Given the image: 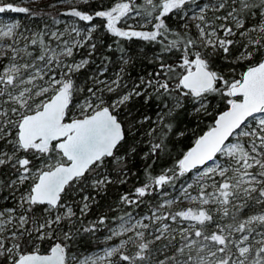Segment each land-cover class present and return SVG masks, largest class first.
<instances>
[{
	"label": "snow or ice",
	"instance_id": "1",
	"mask_svg": "<svg viewBox=\"0 0 264 264\" xmlns=\"http://www.w3.org/2000/svg\"><path fill=\"white\" fill-rule=\"evenodd\" d=\"M91 2L59 0L73 5L61 15L83 28L32 32L17 21L0 22V191L14 201L0 207V264H264V0L76 6ZM6 12L38 15L0 0V14ZM170 18H178V30ZM98 30L114 38L122 66L105 78V65L84 88L78 77L93 62ZM133 38L160 47L150 61L155 70L130 87L124 66L131 57L120 41ZM85 48L87 56L77 60ZM140 98L159 103L154 121L133 119L131 105ZM188 106L211 118L207 130L194 131L192 145L158 175L148 165L145 182L120 203L139 208L156 193L175 195L148 214L125 212L111 224L102 216L85 226L81 217L94 198L81 197L77 216L73 193L116 183L110 166L126 183L121 149L150 121L144 158L170 155L172 118ZM185 201L189 206L173 208ZM99 226L108 233L102 254L72 251L81 233L95 234Z\"/></svg>",
	"mask_w": 264,
	"mask_h": 264
},
{
	"label": "trees",
	"instance_id": "2",
	"mask_svg": "<svg viewBox=\"0 0 264 264\" xmlns=\"http://www.w3.org/2000/svg\"><path fill=\"white\" fill-rule=\"evenodd\" d=\"M20 0H9L14 4H17ZM103 3L104 7L111 4L112 0H92L89 5L76 4L77 7L82 9H87L89 11L96 10L100 3ZM204 3H209L210 0H202ZM215 2V0H211ZM33 13H38L36 16H29L23 13H12L6 12L4 15H10L12 17H17L23 19L25 26H30L32 32H40L42 30H47L48 22L45 20H50L47 13L40 10L39 6H29ZM50 15L56 16L60 13L58 11L49 12ZM211 16L212 13L208 12ZM76 19V18H75ZM77 22L84 25L83 22ZM131 22V21H130ZM168 24L174 29L178 30L180 21L178 18H170ZM254 22V21H252ZM96 24H102L103 22L97 19L94 21ZM194 31V29H193ZM94 36L93 42H96L98 47L97 50L90 59L93 61L85 69L81 70L79 74L78 81L81 87L87 88L91 86V81L88 79L89 76L97 74L106 65L108 71L105 73V78L114 77L115 73L118 72L122 66L121 52L116 48L114 43V38L107 36L102 30H98ZM121 46L125 49V58L131 57L130 64L124 66L125 74L124 81L131 84L133 81L137 80L140 76H147L149 73L153 72L156 68V64L153 61L154 56L159 51L158 44H150L145 41H141L133 38L131 41L122 40L120 41ZM108 45H112V50L110 51ZM88 54L87 48L81 49L76 55V59H82ZM107 57V60L104 58ZM172 59H175L173 57ZM171 62V61H169ZM159 109V103L155 100L150 102V104L145 105L142 98L136 99L131 105V111L133 113V119H142L144 115L151 116L153 121L156 118V113ZM211 118H202L199 115L191 113V106H188L184 110L178 111L172 118L173 123V134L169 135V139L166 141L168 146V152L170 155L161 154L159 159L155 157L144 158V153L148 151L149 145L147 143L148 137L143 135V132L148 129L151 121L145 123L143 128L137 133L135 140L130 139L128 145H125L121 149V155L125 156V171L127 172V182L119 183L117 178V172L113 170L110 166L108 171L111 172L113 180L116 183L109 184L104 190L97 192L95 189H87L86 187L83 191L79 192V195L86 193L87 196L94 198L89 200L90 210L87 215L81 217L85 226L88 222L96 221L102 216L108 218L109 224L112 223L113 218L124 215L125 212H133L136 215H144L149 213L150 206H154L160 200L156 193L153 197H145V203L141 204L139 208H133L120 203V197L124 194H133L134 189L140 186L146 180L145 169L148 165H151L149 171L153 176L158 175L162 169L171 167L173 159L181 152L185 151L191 142L193 141V132L201 134L207 129V125L210 123ZM183 131L184 136H177L175 133ZM135 145L136 152L131 153V146ZM154 161V162H153ZM9 196L7 189L0 191V207H11L14 203L11 199H4ZM77 216H80V212L77 207L74 208ZM79 226V225H78ZM107 229L104 226H99V230L95 234L81 233L77 237L76 242L72 248L73 252L78 255L85 254L93 249L101 246L104 241L100 239L105 236ZM47 247V245L42 246V251Z\"/></svg>",
	"mask_w": 264,
	"mask_h": 264
},
{
	"label": "rangeland",
	"instance_id": "3",
	"mask_svg": "<svg viewBox=\"0 0 264 264\" xmlns=\"http://www.w3.org/2000/svg\"><path fill=\"white\" fill-rule=\"evenodd\" d=\"M18 3L20 4V6H23V7H29V6L37 5V6H39L40 10L48 12L47 16L50 17V20H45V23L48 22L47 30H53L54 31V30L59 29V30L63 31L66 26L72 25L73 23H75L77 27H81V28L84 27V25L79 24L75 18L70 17V16L61 15V13L65 12L68 8L73 6L71 4H67V3L61 4V3H59V0H20V1H18ZM212 3H214V2H212ZM51 5H56V6L52 7ZM54 11H58L60 14L51 17L52 15H50L49 12L51 13V12H54ZM53 18H55L56 20L61 21V23H59V24L54 23ZM10 21L19 22L20 25H21V31H24V29H30L31 30L30 26H28V25L25 26L24 25L23 19H20V18H17V17H12L10 15L0 14V22L7 23V22H10ZM25 34L27 35L28 33H25ZM78 60H80V59H78ZM181 179L184 182H189L187 180V177H184V178H181ZM86 188L87 189H89V188L93 189L90 186H88ZM168 191H169V196L168 197H161L159 195V193L157 194V197L160 198V200L158 202H162L164 199L171 198V196L175 195V193L171 189H169ZM82 196H87V195H86V193H82L81 195H79V192H78V193H73V195L69 198V203L73 204V210H74L75 207H77V209L79 211V208L81 206V197ZM186 206H189L187 201H185L183 204H176V205L173 206V208L175 209V208L186 207ZM192 206H195V205H192ZM138 216H142V215H138ZM107 234L108 233H106L105 236ZM105 236L100 239L101 241H104V243L101 246H99V247L93 249L92 251H90L88 253H85L83 255L102 254L101 250L106 246L105 239H104ZM161 258H163V257H161Z\"/></svg>",
	"mask_w": 264,
	"mask_h": 264
},
{
	"label": "water",
	"instance_id": "4",
	"mask_svg": "<svg viewBox=\"0 0 264 264\" xmlns=\"http://www.w3.org/2000/svg\"><path fill=\"white\" fill-rule=\"evenodd\" d=\"M206 130H207V129H206ZM206 130H204V131H206ZM201 134H202V133H201ZM192 143H193V141L191 142V144L189 145V147L192 145ZM189 147H188V148H189ZM188 148H187V149H188ZM187 149H186V150H187ZM186 150H185V151H186Z\"/></svg>",
	"mask_w": 264,
	"mask_h": 264
}]
</instances>
